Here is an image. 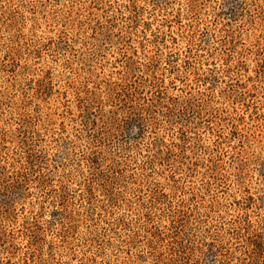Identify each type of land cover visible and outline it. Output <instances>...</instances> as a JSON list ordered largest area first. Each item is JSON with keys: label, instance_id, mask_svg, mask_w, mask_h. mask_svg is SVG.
<instances>
[{"label": "rangeland", "instance_id": "1", "mask_svg": "<svg viewBox=\"0 0 264 264\" xmlns=\"http://www.w3.org/2000/svg\"><path fill=\"white\" fill-rule=\"evenodd\" d=\"M0 264H264V0H0Z\"/></svg>", "mask_w": 264, "mask_h": 264}]
</instances>
